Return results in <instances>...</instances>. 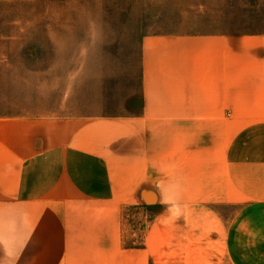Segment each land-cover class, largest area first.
Wrapping results in <instances>:
<instances>
[{
    "label": "crops",
    "instance_id": "1",
    "mask_svg": "<svg viewBox=\"0 0 264 264\" xmlns=\"http://www.w3.org/2000/svg\"><path fill=\"white\" fill-rule=\"evenodd\" d=\"M165 1L138 112L0 114V264H264V35L197 28L233 25L236 0ZM135 208L157 212L128 246Z\"/></svg>",
    "mask_w": 264,
    "mask_h": 264
},
{
    "label": "rangeland",
    "instance_id": "2",
    "mask_svg": "<svg viewBox=\"0 0 264 264\" xmlns=\"http://www.w3.org/2000/svg\"><path fill=\"white\" fill-rule=\"evenodd\" d=\"M213 8L228 19L227 2ZM178 11V4L165 0L53 6L0 0V114L85 118L138 112L139 41L172 32ZM229 19L233 25L197 28L264 35V0H236ZM156 212L125 211L128 246L141 244Z\"/></svg>",
    "mask_w": 264,
    "mask_h": 264
}]
</instances>
